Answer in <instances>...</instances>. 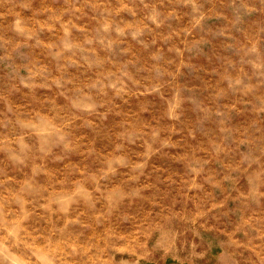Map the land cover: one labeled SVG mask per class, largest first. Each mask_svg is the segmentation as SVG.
<instances>
[{
	"label": "rangeland",
	"instance_id": "rangeland-1",
	"mask_svg": "<svg viewBox=\"0 0 264 264\" xmlns=\"http://www.w3.org/2000/svg\"><path fill=\"white\" fill-rule=\"evenodd\" d=\"M0 264H264V0H0Z\"/></svg>",
	"mask_w": 264,
	"mask_h": 264
}]
</instances>
